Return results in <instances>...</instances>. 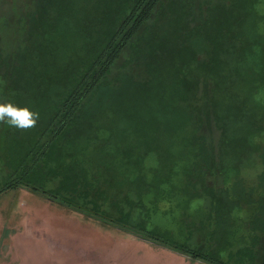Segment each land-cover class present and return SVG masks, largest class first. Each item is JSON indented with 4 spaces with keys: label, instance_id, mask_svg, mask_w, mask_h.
<instances>
[{
    "label": "rangeland",
    "instance_id": "obj_1",
    "mask_svg": "<svg viewBox=\"0 0 264 264\" xmlns=\"http://www.w3.org/2000/svg\"><path fill=\"white\" fill-rule=\"evenodd\" d=\"M132 1L0 0V264H209L191 250L209 233L192 232L229 217L207 250L228 262L264 213V0H161L71 125L47 132ZM15 181L74 184L122 228Z\"/></svg>",
    "mask_w": 264,
    "mask_h": 264
},
{
    "label": "trees",
    "instance_id": "obj_2",
    "mask_svg": "<svg viewBox=\"0 0 264 264\" xmlns=\"http://www.w3.org/2000/svg\"><path fill=\"white\" fill-rule=\"evenodd\" d=\"M160 1L161 0H134L131 2V6L123 11V16L125 15L124 19L121 22L119 21L114 32L100 43L98 49L78 69L71 80L68 93L54 106V114L46 129L47 132L52 133L58 138L63 134L66 128L71 125V122L75 120L77 113L84 105L83 102L85 99L102 85L103 80L110 73L113 64L121 55L122 50L133 39V37L137 35L141 27L151 18L154 9ZM201 137L199 145L204 149L203 151L205 153L200 156H203L208 154L209 148L205 146V143L203 142L205 139L204 136ZM206 158H208V161L204 165L211 166V156ZM24 172L26 173V170ZM218 174L221 175L222 173L218 170ZM262 177L264 182V174L260 175L261 179ZM36 180H38V178H36ZM220 180L222 181V179ZM30 183L31 184L15 181L6 186V189L17 188L18 185L21 184L20 186L29 189L32 193L41 196H48L53 202H56L67 209L79 212L90 218L98 219L107 224H111L112 222L122 228L118 223L113 222L111 215H106V213L100 212L98 207L92 208L76 203L75 200H80L81 196L78 194L79 192L77 189H75L76 186L74 184L70 185L69 182H64L63 185L58 187L57 191L53 192L45 190L44 187H39L37 183ZM1 192L2 190H0V193ZM252 194L253 192L250 195ZM260 197H262L263 201L261 207L264 209V194ZM256 214L251 215L247 221L246 226L250 235L246 234L249 235L250 238L247 236L242 238V240H246L247 242H244L240 248L238 247L235 253H230V255L227 256L229 260L228 262H225L224 259L221 258L210 257L207 254V250L212 249L211 247L218 243L221 228L229 224V217L225 218L226 222L223 223L224 225L217 224V227L210 222V225L204 223V225H199L200 229L195 228L192 234L204 233L206 235L209 233L207 238L210 243L207 244L203 242L200 243L201 245L198 247H193V249H191L195 253L196 258L203 260L206 263L208 262L209 264H259L261 254L259 249H262L263 245L262 238H260L262 236L255 232L253 233V231L259 230L261 234H264V213ZM228 227H230V224ZM136 233L139 236L146 238L145 235L140 234L139 232ZM229 240H231V237ZM229 245H232V243H229ZM262 256L261 264H264V253Z\"/></svg>",
    "mask_w": 264,
    "mask_h": 264
}]
</instances>
